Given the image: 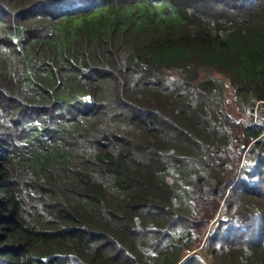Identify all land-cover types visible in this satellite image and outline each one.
I'll return each mask as SVG.
<instances>
[{
  "label": "trees",
  "instance_id": "obj_1",
  "mask_svg": "<svg viewBox=\"0 0 264 264\" xmlns=\"http://www.w3.org/2000/svg\"><path fill=\"white\" fill-rule=\"evenodd\" d=\"M201 246L264 264V0H0V264Z\"/></svg>",
  "mask_w": 264,
  "mask_h": 264
},
{
  "label": "rangeland",
  "instance_id": "obj_2",
  "mask_svg": "<svg viewBox=\"0 0 264 264\" xmlns=\"http://www.w3.org/2000/svg\"><path fill=\"white\" fill-rule=\"evenodd\" d=\"M235 89L233 88V86L227 82L226 85V106L229 110V113L236 118L238 121L243 119V114L239 111L238 105L236 104V98H235ZM259 121V120H258ZM201 246L198 250H196V252L194 254H198L203 261H205L207 264H213L212 262V258L211 255H209L206 251V249ZM187 257L188 253L185 254Z\"/></svg>",
  "mask_w": 264,
  "mask_h": 264
},
{
  "label": "snow or ice",
  "instance_id": "obj_3",
  "mask_svg": "<svg viewBox=\"0 0 264 264\" xmlns=\"http://www.w3.org/2000/svg\"><path fill=\"white\" fill-rule=\"evenodd\" d=\"M85 99H88L87 97Z\"/></svg>",
  "mask_w": 264,
  "mask_h": 264
}]
</instances>
